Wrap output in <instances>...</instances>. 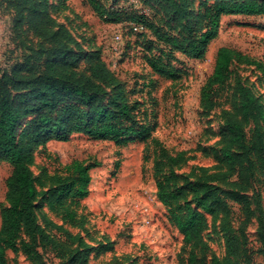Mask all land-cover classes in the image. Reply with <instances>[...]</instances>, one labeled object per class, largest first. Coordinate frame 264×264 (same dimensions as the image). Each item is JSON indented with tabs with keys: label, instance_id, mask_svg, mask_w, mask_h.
<instances>
[{
	"label": "rangeland",
	"instance_id": "374dc122",
	"mask_svg": "<svg viewBox=\"0 0 264 264\" xmlns=\"http://www.w3.org/2000/svg\"><path fill=\"white\" fill-rule=\"evenodd\" d=\"M99 1L107 13L121 12L122 20L107 22L87 0H0V78L11 97L37 89L47 75L62 80L59 74L64 73L83 85L91 81L104 92L89 106L74 96L65 97L44 111L51 124L64 119L62 109L76 113L77 123H89L92 111L118 94L134 107V122L123 126L146 128L145 135L130 134L123 143L70 133L66 127L38 133L31 126L38 113L17 106L18 143L31 176L40 182L35 222L57 244L66 243L65 232L77 239L66 243L73 253L65 259L57 258L45 243L39 248L42 263L189 264L190 247L184 245L170 214L180 209L183 216L188 206L204 217L205 248L195 251L196 261L264 264V15L221 17L216 39L202 59H195L171 50L148 29L142 34L130 31L128 24L147 23L190 42L201 31V4L245 0ZM115 32L122 36L117 52L111 48ZM221 47L238 56L216 106L207 111L200 91ZM59 49L74 54L76 62L54 72L47 62L58 60ZM96 60L114 82L91 79L89 67ZM149 61H157L166 72H154ZM241 90L255 103L243 124V139L228 146L227 121L243 122ZM225 151L235 159L232 169ZM73 161L92 166L88 196L77 208L84 217L80 227L48 207L56 198L50 190L67 177L64 168ZM11 172L0 154V227ZM159 183L168 199L178 197L171 201L172 208L159 200ZM232 236L240 248L235 257L229 252ZM6 258L8 264H32L10 251Z\"/></svg>",
	"mask_w": 264,
	"mask_h": 264
},
{
	"label": "trees",
	"instance_id": "16d2710c",
	"mask_svg": "<svg viewBox=\"0 0 264 264\" xmlns=\"http://www.w3.org/2000/svg\"><path fill=\"white\" fill-rule=\"evenodd\" d=\"M90 8L97 15L105 17L107 22H116L122 20L121 12L107 13L99 0H87ZM203 14L201 16L202 27L199 36L193 41L176 39L165 35L153 25L129 23V30L134 27L142 28L141 34L145 29L151 31L154 37L165 44L173 51H179L181 54L195 59H202L206 47L216 39L219 30V20L223 16H262L264 15V0L228 1L215 2L210 5L201 4ZM15 21H13V31H15ZM140 32V31H139ZM139 32H135L139 34ZM58 60H50L48 66L52 71L65 66H71L76 62V57L68 50L59 49L55 53ZM238 55L229 48L221 47L216 52L214 68L211 75L207 78L200 91V103L204 110H212L216 106V100L227 83L230 76V67ZM150 68L161 75L165 69L158 65L157 61H149ZM91 79L101 80L112 83L115 81L113 76L107 71L98 60L89 67ZM65 80L54 81L53 77L47 75L39 81L38 88L30 93H20L11 97L7 89L1 85L0 78V154L10 164L12 172L7 180L6 201L8 207L1 212L0 227V264L7 263V252L21 254L32 264H43L39 248L44 244L51 246L55 255L59 259H65L73 253L66 243L73 244L77 241L72 234L65 232L66 243L57 244L51 241L49 237L39 228L33 216L34 200L38 197L40 182L34 179L28 169V160L24 156L18 143L17 127L21 118L17 106L22 105L24 112H36L37 117L31 122V126L37 127L38 133L51 131L53 129L66 127L68 132H85L89 137L102 140H115L125 142L126 136L146 134L145 127H139L135 131L134 125L124 127L122 123L134 122V107H129L123 101V96L115 95L102 105L94 109L91 113L89 123H77V114L68 109H62L65 113L64 119H58L55 124H51V117L44 111L53 109L57 103L65 97L74 96L85 105L93 104L98 99L99 94L103 93L102 87L93 84L91 81L86 84H80L75 79L66 77L64 73L59 74ZM240 114L243 122L238 120L227 121L229 140L228 146L243 139V124L248 112L252 111L255 100L247 91L241 90ZM117 98L121 101H117ZM32 104V105H27ZM115 120H119L116 124ZM80 121V120H79ZM142 134V135H143ZM224 157L229 168L235 164L234 157L228 152H224ZM91 165H86L84 161H73L65 166V179H59V187L50 190V193H56V198L48 202L49 209L59 215L64 214L65 218L73 220L78 226L83 223V215L77 214V208L80 201L88 196V184L90 182L89 171ZM63 181L64 183H61ZM159 190V200L168 209L171 207V201L177 200L176 195L168 199L163 192L161 183L157 185ZM207 189L208 187H204ZM206 199V197H205ZM207 200V199H206ZM205 200V201H206ZM219 200V199H218ZM217 200V201H218ZM203 201L202 205H205ZM201 204V203H200ZM56 206H58L56 208ZM185 215H180V209L171 210V218L178 232L182 236L185 246L190 247L189 264H201L196 261L195 251L199 248H205L202 226L204 217L198 210H191L185 206ZM236 238L230 239V254L235 257L240 255V248L236 245ZM245 260L249 256L245 255Z\"/></svg>",
	"mask_w": 264,
	"mask_h": 264
},
{
	"label": "built area",
	"instance_id": "2783aa9c",
	"mask_svg": "<svg viewBox=\"0 0 264 264\" xmlns=\"http://www.w3.org/2000/svg\"><path fill=\"white\" fill-rule=\"evenodd\" d=\"M141 30H142V28H140V27H134L133 28V31H135V32H139ZM121 44H122V36H121V33L115 32L113 34V37H112V44H111L112 50L115 51V52H117L120 49V45Z\"/></svg>",
	"mask_w": 264,
	"mask_h": 264
}]
</instances>
